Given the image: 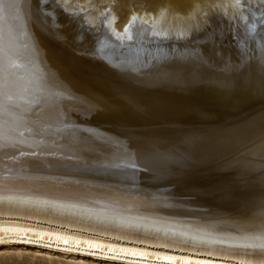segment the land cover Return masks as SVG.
Returning a JSON list of instances; mask_svg holds the SVG:
<instances>
[{
    "label": "bare ground",
    "instance_id": "obj_1",
    "mask_svg": "<svg viewBox=\"0 0 264 264\" xmlns=\"http://www.w3.org/2000/svg\"><path fill=\"white\" fill-rule=\"evenodd\" d=\"M66 2L26 0L12 36L6 33L5 89L14 81L27 90L33 110H66L69 128L45 131L39 146L31 137L6 145L3 253L28 248L99 264H264L263 111L221 135L223 128L205 131L218 142L200 145L191 139L199 130L177 124L189 93L164 86L199 82L208 63L198 60L209 57L229 70L233 57L225 53L233 48L238 61L264 76V2L181 26L135 13L118 26L112 12L89 14ZM227 38L235 46L218 51ZM12 59L23 65L15 77ZM216 94L215 103L231 95L233 104H244L229 89ZM161 119L170 125L159 126Z\"/></svg>",
    "mask_w": 264,
    "mask_h": 264
},
{
    "label": "rangeland",
    "instance_id": "obj_2",
    "mask_svg": "<svg viewBox=\"0 0 264 264\" xmlns=\"http://www.w3.org/2000/svg\"><path fill=\"white\" fill-rule=\"evenodd\" d=\"M66 1H67L66 5L69 8H73L76 9L77 11H82V12L84 10L85 13L90 11L89 14L91 12L99 13L101 10L104 11L107 10V12L110 13L112 12L114 14L113 16L116 18V22L118 26L123 25L128 20V18L134 13L140 14L144 17H148L149 15V17L151 18L154 17V19L155 18H159L162 20L165 19L166 21L168 22L170 21V23L173 24L176 22L175 23L176 25L174 24L175 26H177V24L181 26V25H192L193 22L198 21L200 18H201L200 20H202L205 19V17H208L209 14L215 13L216 10L219 9L230 10L232 9V7L234 8L239 7L241 3H245L246 1L249 2L250 0H66ZM261 1L264 2V0ZM230 5L232 6L230 7ZM197 13L199 15H196ZM175 15L178 17L176 18ZM185 21L187 22L189 21L188 24H186L187 22ZM221 45L224 46L222 50L227 49L228 46L229 47L235 46L233 42L231 41L229 42L228 38L225 39V42L221 41L220 45H217L218 51L220 50ZM234 49L235 48H233V50L231 49L227 53H225V51H222L221 53V54L225 53V55H227L228 57L230 56L233 57L230 58L231 59L230 61L233 63V65L229 68V70H227L228 68L225 66H219L221 63L219 61H218L219 63L215 64V60H214L213 63L211 57H209L210 58L209 60L208 59L198 60L199 61L198 63L200 64L208 63L209 65V66L207 65L206 68L203 70L205 74L201 77V80L200 78L199 79L197 78L198 80H200L199 82L194 83L187 80V83L176 81V82H168L165 83L164 85L166 86L168 84L173 91L181 92L182 94L184 92L185 94L189 93L188 95L190 96L189 110L188 109L186 110L187 112L185 113V115L182 116L183 118L177 119L178 122L177 124L181 126H191V128L195 127L193 129L199 130L198 131L199 135L191 139H195V138L198 139L197 141L198 144L200 145H205V146L216 145L218 142L217 139H215L216 135L211 134V131H208V133H206L205 131L212 130L215 127L217 128V131L219 130V128H223L224 131L220 133L221 135L222 133L227 131V129H230L233 126L240 125V123L248 122L251 118L254 117L253 116L254 114H260L261 110L263 111L262 114L264 113V89H263L264 76H259L256 73V71H254L253 68L249 66L250 64L246 65L245 63H243L245 62L244 60L242 62L238 61L237 59H239L240 56L238 55V51H235ZM253 57H254L253 53L249 54V60L254 61ZM188 62L189 60H178V59H168V61H164V63H167V65L173 64L174 66H180V67H183ZM241 65H244L243 68ZM246 66H249V68L247 67L245 69L244 67ZM241 68L242 70L238 71ZM220 75L222 77H228V79H226L228 84L226 81L222 80ZM180 77L183 78V75ZM226 89L231 90L232 95L237 94L238 96L239 93L240 95L238 97L242 96V101L244 100L243 101L244 104H241V106H236V104H233L231 95L229 97H226V99L221 97L220 103H215L212 100L214 99V97H216V95H218L216 93L221 94L223 91H226ZM225 102H227V105ZM219 104L221 106H218ZM263 120L264 118L260 121L258 120L259 122L257 124H259V126H263L264 125L262 124L264 122ZM157 121L161 122V124H158L159 126L170 125L169 123H166L165 120L163 119ZM254 123L256 122L254 121ZM190 132H186V134H190ZM177 133H182V132L179 131ZM204 151H206L208 154H211L214 150H212L211 148V149H205ZM4 248L5 247L0 248L1 249L0 264H99L93 260H88V259L83 260V258L71 259L65 256H60L57 254L54 255L53 253L50 254L44 251L39 252L37 250H32V249L28 250V248H18V250L13 253H7V252L3 253L4 251H6V249ZM7 250L9 249L7 248Z\"/></svg>",
    "mask_w": 264,
    "mask_h": 264
},
{
    "label": "snow or ice",
    "instance_id": "obj_3",
    "mask_svg": "<svg viewBox=\"0 0 264 264\" xmlns=\"http://www.w3.org/2000/svg\"><path fill=\"white\" fill-rule=\"evenodd\" d=\"M26 0H0V181L5 174V151L6 145L12 141L25 143L31 137L39 146L43 144L45 131L56 128L64 130L69 128L65 123V111L58 107L55 113L41 110L39 107L34 109L33 101L24 92L18 90L13 81L6 90L5 80V37L13 34V23L20 18V5ZM23 67L22 62L12 59L8 61V69L15 77V69ZM64 93H57V97H63ZM72 111H76L75 108ZM15 146V144H11ZM23 154V153H21ZM55 155V153H51ZM32 155L38 156L40 153L33 152ZM133 159L134 153H127ZM14 159V157H12ZM36 166H39L37 162ZM131 167H136L133 163ZM264 215V213H262Z\"/></svg>",
    "mask_w": 264,
    "mask_h": 264
},
{
    "label": "water",
    "instance_id": "obj_4",
    "mask_svg": "<svg viewBox=\"0 0 264 264\" xmlns=\"http://www.w3.org/2000/svg\"><path fill=\"white\" fill-rule=\"evenodd\" d=\"M128 242H130L129 240H127ZM22 243H25V242H22ZM131 243H134V244H138V245H140L139 244V242H135V241H133V240H131ZM29 244V243H28ZM154 246V245H153ZM136 247H139V246H136ZM154 247H163V249H166V250H173V248H170V247H167V246H164V245H160V246H154ZM69 248V247H68ZM70 249V248H69ZM70 250H73V249H70ZM74 250H76V249H74ZM73 250V252H77V251H74ZM181 249H174V251H179V252H181L180 251ZM78 251H82V249H80V250H78ZM96 252V251H95ZM110 256L109 257H112V255L111 254H109ZM132 255V254H131ZM103 256V255H102ZM132 256H136V255H132ZM113 257H116V256H113ZM134 257H131V258H134ZM140 258H143V257H141V256H139ZM116 258H118V257H116ZM140 258H135L134 260H136V261H140V262H147L148 260H145V259H140ZM153 258H155L153 261H161L160 259V257L158 256V257H153ZM138 259H140V260H138ZM154 264H164V263H162V262H153ZM166 263V262H165Z\"/></svg>",
    "mask_w": 264,
    "mask_h": 264
}]
</instances>
